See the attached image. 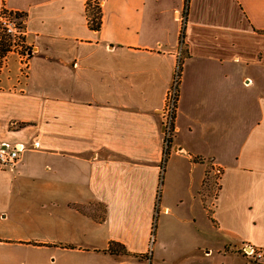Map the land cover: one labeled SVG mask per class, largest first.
Instances as JSON below:
<instances>
[{"label":"crops","instance_id":"0c3cea01","mask_svg":"<svg viewBox=\"0 0 264 264\" xmlns=\"http://www.w3.org/2000/svg\"><path fill=\"white\" fill-rule=\"evenodd\" d=\"M97 1L92 30L86 0H0L30 54L25 77L10 59L0 71V144L25 146L0 192L34 211L36 245L82 264H251L239 247H264V0Z\"/></svg>","mask_w":264,"mask_h":264},{"label":"built area","instance_id":"2783aa9c","mask_svg":"<svg viewBox=\"0 0 264 264\" xmlns=\"http://www.w3.org/2000/svg\"><path fill=\"white\" fill-rule=\"evenodd\" d=\"M186 7L187 4L180 14L182 22L185 21ZM183 13L184 15H182ZM1 35L4 36L7 51L0 56V71L7 65L10 59L17 65V76L25 77L29 69L30 54L25 41L24 17L19 12L2 8L0 10V37ZM179 77L180 55L178 54L172 81L164 95L161 109L162 134L164 139V156L160 167L161 173L163 171L165 155L175 131L174 119L178 102ZM35 146H37V142H35ZM24 149L25 146L21 143L14 145L0 144V167L13 169L18 160L19 153ZM216 172L218 173V169H216ZM239 250L251 264H264V247L243 244L239 247Z\"/></svg>","mask_w":264,"mask_h":264},{"label":"rangeland","instance_id":"374dc122","mask_svg":"<svg viewBox=\"0 0 264 264\" xmlns=\"http://www.w3.org/2000/svg\"><path fill=\"white\" fill-rule=\"evenodd\" d=\"M25 208L21 196L0 192V264H82L71 254L61 255L52 247L36 245L39 235L33 226L34 211Z\"/></svg>","mask_w":264,"mask_h":264},{"label":"trees","instance_id":"16d2710c","mask_svg":"<svg viewBox=\"0 0 264 264\" xmlns=\"http://www.w3.org/2000/svg\"><path fill=\"white\" fill-rule=\"evenodd\" d=\"M85 15L87 19L88 27L92 30H98L101 26V9L99 5V1L97 0H86V6H85ZM183 38V31L181 32V39ZM7 51L6 44L4 42V36L1 35L0 37V56L3 55ZM211 169L208 170L213 172V183H215V180L218 178L219 173L221 172L218 170V173L216 172V169L210 167ZM207 172V173H208ZM107 251L111 254H126V249L124 246H122L119 243L111 242L109 244V247Z\"/></svg>","mask_w":264,"mask_h":264}]
</instances>
